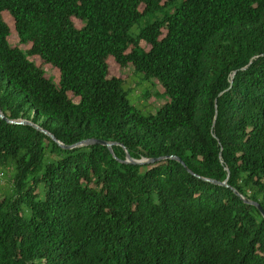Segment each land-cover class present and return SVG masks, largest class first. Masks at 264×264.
<instances>
[{
	"label": "trees",
	"instance_id": "16d2710c",
	"mask_svg": "<svg viewBox=\"0 0 264 264\" xmlns=\"http://www.w3.org/2000/svg\"><path fill=\"white\" fill-rule=\"evenodd\" d=\"M0 114V264H264V0H0Z\"/></svg>",
	"mask_w": 264,
	"mask_h": 264
},
{
	"label": "rangeland",
	"instance_id": "374dc122",
	"mask_svg": "<svg viewBox=\"0 0 264 264\" xmlns=\"http://www.w3.org/2000/svg\"><path fill=\"white\" fill-rule=\"evenodd\" d=\"M2 17L10 30V36L8 38L9 44L12 47L19 48L22 51L29 49V46L21 45L19 43L14 31L13 20L11 17L6 13H4ZM74 23L76 26H80L79 21L74 20ZM29 60H31L36 66L41 67L48 78L52 79L53 81H57L59 76L57 69L50 65L43 64L36 56L29 57ZM107 64L109 76L123 81L124 88L131 91L129 95L130 103H132V105L144 113H155V111L164 101L162 99V88L157 83V81L154 80L152 82H143L141 77L135 73L131 66L121 69L112 58L107 59ZM74 100L77 101V99Z\"/></svg>",
	"mask_w": 264,
	"mask_h": 264
},
{
	"label": "water",
	"instance_id": "95a60500",
	"mask_svg": "<svg viewBox=\"0 0 264 264\" xmlns=\"http://www.w3.org/2000/svg\"><path fill=\"white\" fill-rule=\"evenodd\" d=\"M0 117L3 119V116L0 114ZM9 124H13V125H28V126H31L35 129H38L40 130L36 125H33L32 123L30 122H27V121H24V120H17V121H7ZM41 131V130H40ZM43 134L49 136L52 140H54V138L47 134L46 132L44 131H41ZM88 145H102L108 149H110L111 145L112 144H109V143H106V142H102V141H95V140H87V141H84L82 142L81 144L79 145H76L77 147L80 146V147H84V146H88ZM129 162H132V163H136V164H150V163H154V160H151V161H139V162H136V161H133L130 159V157L128 156V154H126V161H124V163H129Z\"/></svg>",
	"mask_w": 264,
	"mask_h": 264
},
{
	"label": "built area",
	"instance_id": "2783aa9c",
	"mask_svg": "<svg viewBox=\"0 0 264 264\" xmlns=\"http://www.w3.org/2000/svg\"><path fill=\"white\" fill-rule=\"evenodd\" d=\"M1 178H2V174L0 173V180H1Z\"/></svg>",
	"mask_w": 264,
	"mask_h": 264
}]
</instances>
